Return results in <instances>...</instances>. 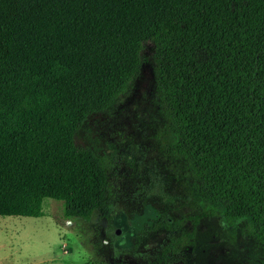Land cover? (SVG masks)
<instances>
[{"label":"trees","instance_id":"trees-1","mask_svg":"<svg viewBox=\"0 0 264 264\" xmlns=\"http://www.w3.org/2000/svg\"><path fill=\"white\" fill-rule=\"evenodd\" d=\"M145 43L158 152L264 243V0H0V217L51 200L65 221L109 219L103 158L73 136L129 95ZM147 194L169 199L161 184ZM214 214L162 213L134 238L164 232L154 264H168Z\"/></svg>","mask_w":264,"mask_h":264},{"label":"rangeland","instance_id":"rangeland-1","mask_svg":"<svg viewBox=\"0 0 264 264\" xmlns=\"http://www.w3.org/2000/svg\"><path fill=\"white\" fill-rule=\"evenodd\" d=\"M150 43L142 50V69L116 109L95 114L76 131V147L103 158L110 194L109 219L65 221L60 204L44 200L41 216L0 217V264H154L164 232L135 240L137 231L160 214L170 219L215 212L197 224L193 248L168 264H264V244L243 233L245 220L228 227L219 211L203 203L172 163L157 150L160 130L151 98ZM161 184L168 196L158 201L149 189ZM185 222L180 231H188Z\"/></svg>","mask_w":264,"mask_h":264},{"label":"flooded vegetation","instance_id":"flooded-vegetation-1","mask_svg":"<svg viewBox=\"0 0 264 264\" xmlns=\"http://www.w3.org/2000/svg\"><path fill=\"white\" fill-rule=\"evenodd\" d=\"M248 238V237H247ZM252 239V238H251ZM264 244V243H263Z\"/></svg>","mask_w":264,"mask_h":264}]
</instances>
